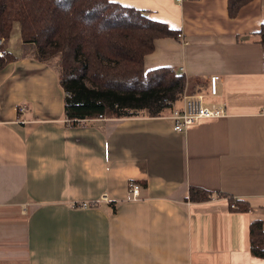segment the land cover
<instances>
[{
	"label": "crops",
	"instance_id": "0c3cea01",
	"mask_svg": "<svg viewBox=\"0 0 264 264\" xmlns=\"http://www.w3.org/2000/svg\"><path fill=\"white\" fill-rule=\"evenodd\" d=\"M112 1L183 34L157 39L145 68L202 78L203 104L224 115L182 131L169 115L72 126L59 65L36 61L14 26L0 70V264H264L249 237L253 219L264 226V0L233 17L227 0ZM190 187L213 196L192 202Z\"/></svg>",
	"mask_w": 264,
	"mask_h": 264
},
{
	"label": "trees",
	"instance_id": "16d2710c",
	"mask_svg": "<svg viewBox=\"0 0 264 264\" xmlns=\"http://www.w3.org/2000/svg\"><path fill=\"white\" fill-rule=\"evenodd\" d=\"M249 1L227 0L229 14L235 16ZM15 24L24 49L34 48L36 61L59 65L65 119L72 126L99 117L167 116L186 92L199 94L206 86L202 78L186 77L171 67L145 68L144 58L155 41L179 33L146 10L112 0H0V38L7 41ZM253 34L264 45V24ZM3 49L0 70L15 58ZM219 195L238 209H249L244 201ZM212 196L202 188L189 189L192 202ZM249 237L251 254L264 259L261 219L251 221Z\"/></svg>",
	"mask_w": 264,
	"mask_h": 264
},
{
	"label": "built area",
	"instance_id": "2783aa9c",
	"mask_svg": "<svg viewBox=\"0 0 264 264\" xmlns=\"http://www.w3.org/2000/svg\"><path fill=\"white\" fill-rule=\"evenodd\" d=\"M181 2L182 0H176ZM177 37L184 43L183 34L178 33ZM6 40L4 38H0V56L4 55V44ZM220 80L218 75H212L209 79V89L210 94L215 95L217 88L216 84ZM204 96L202 94H195V95H185L182 99V104L179 106H175L172 113L169 117L173 120V128L175 131H182L186 126L195 123L196 121L202 118H210L215 116L224 115L223 109L218 108L216 106L206 107L203 104ZM92 119L81 120L79 125H85ZM70 123L69 121H67ZM129 188L131 192L132 198H139L140 197V184L137 182H130ZM105 200L107 198L105 197ZM96 203H89L83 202L79 206L83 208H88L94 206ZM76 206V205H75ZM232 208H237L234 203L231 204Z\"/></svg>",
	"mask_w": 264,
	"mask_h": 264
},
{
	"label": "rangeland",
	"instance_id": "374dc122",
	"mask_svg": "<svg viewBox=\"0 0 264 264\" xmlns=\"http://www.w3.org/2000/svg\"><path fill=\"white\" fill-rule=\"evenodd\" d=\"M16 25H18V24H15V27H16ZM16 29H17V28H14V31H12L13 33H12L11 37H13V35L15 36V33H17V32H16ZM18 35H19V34L16 35L17 38H19ZM11 37H10V38H11ZM185 95H189V94L186 92Z\"/></svg>",
	"mask_w": 264,
	"mask_h": 264
}]
</instances>
